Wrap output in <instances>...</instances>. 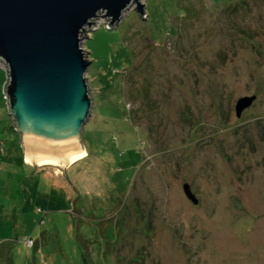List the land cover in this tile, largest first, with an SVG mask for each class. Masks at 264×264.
Listing matches in <instances>:
<instances>
[{
    "label": "rangeland",
    "instance_id": "1",
    "mask_svg": "<svg viewBox=\"0 0 264 264\" xmlns=\"http://www.w3.org/2000/svg\"><path fill=\"white\" fill-rule=\"evenodd\" d=\"M139 1L81 35L68 164L25 163L0 62V264H264V0Z\"/></svg>",
    "mask_w": 264,
    "mask_h": 264
},
{
    "label": "water",
    "instance_id": "2",
    "mask_svg": "<svg viewBox=\"0 0 264 264\" xmlns=\"http://www.w3.org/2000/svg\"><path fill=\"white\" fill-rule=\"evenodd\" d=\"M131 5L145 15L139 0H0V62L6 77L2 93L29 164L51 165L36 163L42 157L68 164V154L83 150L80 133L92 100L85 77L90 60L81 48V35L97 16L111 26ZM253 99L239 97L235 116ZM182 190L197 203L187 184Z\"/></svg>",
    "mask_w": 264,
    "mask_h": 264
},
{
    "label": "bare ground",
    "instance_id": "3",
    "mask_svg": "<svg viewBox=\"0 0 264 264\" xmlns=\"http://www.w3.org/2000/svg\"><path fill=\"white\" fill-rule=\"evenodd\" d=\"M83 154H84L83 150L80 151V152H77V153L68 154V156H67L68 157V162H70V160L72 158L75 159V158L81 157V155H83ZM25 157H26V161L30 163L31 162L30 157L28 155H25ZM36 163H39V164H51V165L53 164L55 166H57V165H59V166L60 165H65V163L62 164V163L57 162V160L55 158H45V157L37 159Z\"/></svg>",
    "mask_w": 264,
    "mask_h": 264
},
{
    "label": "trees",
    "instance_id": "4",
    "mask_svg": "<svg viewBox=\"0 0 264 264\" xmlns=\"http://www.w3.org/2000/svg\"><path fill=\"white\" fill-rule=\"evenodd\" d=\"M145 15H147V14H145ZM2 150H3V144H2V142L0 141V154L2 153ZM22 155V154H21ZM80 237H79V235H76V239H79ZM23 239V242L26 244V242H27V240L30 242L28 245L30 246V247H33L35 244H34V242L33 241H31L30 239H28V238H26V237H23L22 238ZM80 240H82L81 238H80ZM27 245V244H26ZM85 251H86V248H85V246L84 247H82ZM80 253H81V251H80ZM85 257H84V259H83V264H85V261H87L88 262V257L86 256V254L84 255ZM83 257V256H82Z\"/></svg>",
    "mask_w": 264,
    "mask_h": 264
},
{
    "label": "crops",
    "instance_id": "5",
    "mask_svg": "<svg viewBox=\"0 0 264 264\" xmlns=\"http://www.w3.org/2000/svg\"><path fill=\"white\" fill-rule=\"evenodd\" d=\"M26 164H28V162H25Z\"/></svg>",
    "mask_w": 264,
    "mask_h": 264
}]
</instances>
